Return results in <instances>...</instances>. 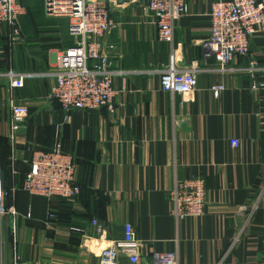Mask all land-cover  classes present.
<instances>
[{
    "label": "crops",
    "instance_id": "0c3cea01",
    "mask_svg": "<svg viewBox=\"0 0 264 264\" xmlns=\"http://www.w3.org/2000/svg\"><path fill=\"white\" fill-rule=\"evenodd\" d=\"M211 1L188 0L189 13L174 23L169 43L157 40L143 3L127 0L110 12L117 27L106 42L115 46L113 67L125 71L114 79L112 111H65L46 99L57 58L72 45L66 18L27 13L21 3L19 37L0 27V169L9 165L15 179L7 187L5 175V203L14 212L1 223L0 264H98L125 223L142 243L145 264L163 251H175L179 264H264V87L252 88L242 71L246 58L222 72L205 57ZM250 48L264 59V28ZM192 60L199 64L193 92L161 89L165 66L183 69ZM11 74L27 75L22 87L11 86ZM218 82L225 89L211 92ZM12 101L29 108L15 133ZM57 141L77 161L75 199L21 189L32 151ZM189 177L204 181L205 211L176 221L168 192L176 179ZM93 218L104 224V238Z\"/></svg>",
    "mask_w": 264,
    "mask_h": 264
},
{
    "label": "built area",
    "instance_id": "2783aa9c",
    "mask_svg": "<svg viewBox=\"0 0 264 264\" xmlns=\"http://www.w3.org/2000/svg\"><path fill=\"white\" fill-rule=\"evenodd\" d=\"M144 4L156 26V37L161 42H171L174 23L189 13L188 0H136ZM127 0H44V14L68 20V34L72 45L60 53L54 82L46 99L56 100L65 111L94 110L106 107L113 110L114 79L125 71L113 67L112 52L115 46L106 42L107 35L117 27L110 17L115 8L125 7ZM24 8L19 0H0V27L11 28L14 38L21 29L19 19ZM208 17L210 32L202 41L204 55L212 57L220 71L238 58H246L244 71L252 80V88L264 87V59L251 51L250 40L264 28V0H212ZM199 64L192 60L185 68L178 69L171 62L160 71L161 89L169 93L193 92ZM11 86L22 87L26 74H11ZM225 89L222 82L210 85L213 93ZM12 133L21 127L29 108L26 103L10 102ZM13 137V136H11ZM233 147L239 140L231 138ZM77 161L65 151L59 141L50 150L35 149L28 161V170L21 189L30 195L46 198L75 199L80 193L76 178ZM14 188H12L13 190ZM6 193L2 186L0 169V234L3 218L14 212L6 205ZM171 215L176 221L200 217L206 206V188L200 177L176 179L168 192ZM246 209L245 206L242 207ZM54 217L53 213L49 218ZM96 235L104 238L106 229L97 219H91ZM71 230L80 231L77 227ZM1 236V235H0ZM1 246V244H0ZM141 241L135 236L129 223L123 225L120 238H114L98 256V264H145L141 255ZM15 264H23L15 261ZM30 264H40L32 262ZM151 264H179L175 251L154 252Z\"/></svg>",
    "mask_w": 264,
    "mask_h": 264
},
{
    "label": "rangeland",
    "instance_id": "374dc122",
    "mask_svg": "<svg viewBox=\"0 0 264 264\" xmlns=\"http://www.w3.org/2000/svg\"><path fill=\"white\" fill-rule=\"evenodd\" d=\"M23 5L26 7L25 11L27 13H43L44 14V9H43V1L44 0H21Z\"/></svg>",
    "mask_w": 264,
    "mask_h": 264
},
{
    "label": "trees",
    "instance_id": "16d2710c",
    "mask_svg": "<svg viewBox=\"0 0 264 264\" xmlns=\"http://www.w3.org/2000/svg\"><path fill=\"white\" fill-rule=\"evenodd\" d=\"M19 2H20V4L22 3V1L21 0H19ZM26 8V7H25ZM50 150V149H49ZM28 165V164H27ZM1 167V166H0ZM27 170H28V168L26 169V172H27ZM1 172H2V186H3V188H7V187H12L13 185H15V179L13 178V176L10 174V170H9V165H7V167L6 168H1ZM25 172V173H26ZM25 173H24V175H25ZM7 174V176H8V186L7 187H4V180H5V175ZM24 175H23V177H22V179L24 178ZM77 184L79 185V183H78V180H77ZM79 187H80V185H79ZM80 191H81V188H80ZM80 194V193H79Z\"/></svg>",
    "mask_w": 264,
    "mask_h": 264
}]
</instances>
